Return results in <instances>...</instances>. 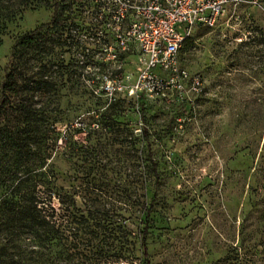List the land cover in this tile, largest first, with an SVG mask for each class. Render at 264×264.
Here are the masks:
<instances>
[{"label": "rangeland", "instance_id": "rangeland-1", "mask_svg": "<svg viewBox=\"0 0 264 264\" xmlns=\"http://www.w3.org/2000/svg\"><path fill=\"white\" fill-rule=\"evenodd\" d=\"M105 2V16L98 15L96 0L78 3L79 27L71 26L69 33L78 36L82 47L71 46L66 55L69 68L55 123L58 135L48 145V162L66 188L78 171L89 169L88 163L76 159L82 152L88 161L95 158L99 171L131 177V137L146 127L159 173L156 185L152 178L143 187L147 203L156 194L147 236L150 264H219L229 246L241 240V224L247 242L257 223L258 213H248L242 202L249 195L253 167L264 153V13L250 5L230 4L212 26L195 27L178 52V66L198 75L200 90L182 81V92L171 87L164 95L151 96L130 93L138 52L116 44L107 9L113 8L112 0ZM50 15L46 6L27 8L8 25L0 41V82L15 38ZM91 60L104 65H91ZM109 103L118 124L112 133L87 138L86 132L97 128L91 124L95 113ZM73 127L82 132L73 133ZM74 142H89L92 148L78 150ZM140 145L146 154V142ZM248 165L252 168L245 171ZM71 238L66 230L65 246ZM60 249L56 240L55 258ZM250 255L246 258L252 261Z\"/></svg>", "mask_w": 264, "mask_h": 264}, {"label": "trees", "instance_id": "trees-1", "mask_svg": "<svg viewBox=\"0 0 264 264\" xmlns=\"http://www.w3.org/2000/svg\"><path fill=\"white\" fill-rule=\"evenodd\" d=\"M79 1L0 0V41L8 25L27 8L51 9L48 21L15 38L0 82V264H92L95 260L105 264L135 259L150 264L147 236L156 194L147 203L143 187L152 178L156 185L159 173L147 128L131 137V177L99 171L95 158L88 161L82 152L76 159L88 163L89 169L78 171L74 183L66 188L48 162V145L58 135L55 123L69 68L66 55L71 46L82 47L78 36L69 33L71 26L79 27ZM91 65L104 63L91 60ZM111 108L109 103L95 113L96 122L91 124L97 128L87 131V138L93 133H112L118 120L112 117ZM71 130L82 132L81 127ZM142 140L147 145L144 155ZM74 146L92 148L89 142H74ZM263 158L264 153L253 167L254 184L248 183L249 195L242 202L248 213H258L252 239L244 242L242 223L241 240L229 246L219 264L264 263ZM66 230L72 234L67 246L62 242ZM56 240L61 245L57 258Z\"/></svg>", "mask_w": 264, "mask_h": 264}, {"label": "built area", "instance_id": "built-area-1", "mask_svg": "<svg viewBox=\"0 0 264 264\" xmlns=\"http://www.w3.org/2000/svg\"><path fill=\"white\" fill-rule=\"evenodd\" d=\"M97 13L105 16V0H96ZM246 4L264 13V0H112L107 8L114 22L113 37L122 50H137L138 71L131 92L164 95L182 81L200 90L198 75L178 66V52L197 26H212L225 8Z\"/></svg>", "mask_w": 264, "mask_h": 264}]
</instances>
